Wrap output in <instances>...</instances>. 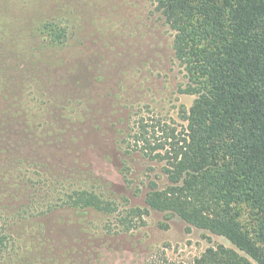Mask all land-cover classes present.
Masks as SVG:
<instances>
[{
	"label": "rangeland",
	"instance_id": "374dc122",
	"mask_svg": "<svg viewBox=\"0 0 264 264\" xmlns=\"http://www.w3.org/2000/svg\"><path fill=\"white\" fill-rule=\"evenodd\" d=\"M66 28L50 43L44 24ZM155 0H0V221L14 246L2 264L191 263L224 237L151 211L121 231L113 217L62 206L74 187L146 207L162 164L129 148L139 118L181 129L187 79ZM58 208L43 216L51 202Z\"/></svg>",
	"mask_w": 264,
	"mask_h": 264
},
{
	"label": "trees",
	"instance_id": "16d2710c",
	"mask_svg": "<svg viewBox=\"0 0 264 264\" xmlns=\"http://www.w3.org/2000/svg\"><path fill=\"white\" fill-rule=\"evenodd\" d=\"M155 3L174 33L187 79L179 93L196 99L179 111L181 129L139 118L129 148L161 163L167 183L149 182L144 208L128 202L121 208L82 187L66 192L62 206L109 215L125 232L145 226L151 211L168 212L233 246L209 247L191 263L160 258L148 264H264V0ZM43 28L50 43L66 40L57 23ZM13 246L0 221V264Z\"/></svg>",
	"mask_w": 264,
	"mask_h": 264
}]
</instances>
